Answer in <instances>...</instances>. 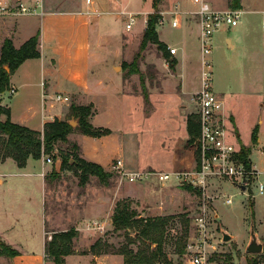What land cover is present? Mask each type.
Instances as JSON below:
<instances>
[{
	"label": "rangeland",
	"instance_id": "1",
	"mask_svg": "<svg viewBox=\"0 0 264 264\" xmlns=\"http://www.w3.org/2000/svg\"><path fill=\"white\" fill-rule=\"evenodd\" d=\"M153 1L127 0V7L141 11V14L135 16L136 23L131 30L126 29V25L130 23L128 14L120 17L107 15L102 25L103 46L100 59L104 61L105 58L112 62L116 56L121 57L116 73L129 79L124 81L125 93H131L134 99L131 122L126 117L122 119L117 109H112L113 103L116 102L113 93L121 87L122 76L116 74L109 76L107 91H103L100 97L94 98L99 110L96 122L108 126L114 133H111L113 135L111 139L104 143L85 144V147L91 154L98 152L99 159L110 156L115 159L108 168L104 169L111 175L108 185L101 183L94 176H90L83 185L80 173H75L69 168L62 170L59 155L67 153V144L58 143L51 155L42 156L46 162L51 159L52 166L56 163L60 166L48 177L47 242L51 241L55 233L74 229L78 232L77 238L79 237L73 241L76 255L89 253L91 246L99 239L109 244L113 251H117L126 243L125 232H116L110 218L112 219L118 202L129 201L138 218H173L166 228L163 244V252L172 264H188L191 258L198 254L204 258L205 264H264V194H258L257 186L243 191L232 182L219 178L211 180L205 189L188 184L179 185L175 180L160 183L155 177L142 183L128 181V175L133 173L190 172L194 170L198 161L197 146L188 142L187 133L188 119L196 110L193 92L198 87L201 89L202 82L203 57L197 28L192 27L193 33L189 36L186 57L180 68L177 67L178 55L177 57L172 55L168 45L164 55L155 44L148 45L139 62V69L145 77L143 85L138 75L132 77L125 68V65L133 61L139 50L143 37L144 12L154 8L153 4L149 6ZM205 1L212 3L218 11L233 9V0ZM165 3L168 5L167 9L172 12L174 0H165ZM182 3L185 6L179 8L182 13L183 29L171 26L172 15L169 16L168 23L161 26L158 21L157 26L160 38L178 48L183 35L191 28L188 24L185 25L186 21L190 23L199 21L198 16L194 14L189 13L185 16L186 11L198 9L199 4L195 0H182ZM160 17L165 18L162 15ZM261 20L260 15L243 13L241 23L237 27L230 31L224 27L214 34L212 53L207 57L212 66L213 79L214 74L216 76L218 73L216 66L222 68L224 77L220 75L223 80L221 87L229 82L235 64L241 65L246 81L245 88L248 87L249 91L247 92L249 102L248 109L243 105L238 108L235 116L245 139L249 137L251 126L256 120L254 117L262 115L264 118V111L260 112L259 108L260 97H256V95H264V50L260 46L262 37L264 38V30L261 27ZM227 34L233 38L238 37L235 36L237 34L243 36L240 48L237 45L234 50L227 47L224 41V36ZM218 37H221L220 42ZM121 44H123L122 51ZM169 57L177 60L175 70L169 66ZM142 86L147 90L149 103L144 100ZM66 104H68V112L64 120L75 122L74 128H77L78 121L72 116L71 105H80L73 100ZM91 119L92 117L90 122ZM94 127L106 129V127ZM226 127L231 134V140L235 143L237 140L235 131L230 129L229 125ZM76 133H80L79 129H75L71 134ZM70 135L68 140L74 143L69 139ZM120 141H123L125 147L122 155L132 164L131 167H126L123 161L118 159L120 156L117 146ZM174 145L178 148L173 150ZM172 150L180 160L185 162L187 160V163L190 160L192 164L174 170L175 165L169 161ZM81 157L83 158L82 155ZM253 161L261 171L264 170V159L254 155ZM261 181L264 183L263 177ZM227 199H232L233 203L226 205ZM200 219L205 222L203 230H199L196 226L197 220ZM252 226L255 228L258 241L263 245V253L254 257L246 254L251 240ZM97 227H101L102 230H98ZM224 233L231 236L230 241H223ZM129 234L133 238L136 236L134 231H129ZM0 242L3 243L1 240ZM142 247V242L138 241L131 245L130 249L137 252L138 248ZM181 247L185 249L182 255L179 253ZM87 255L91 256L90 253ZM82 256L69 258L67 264H87V260L88 264L124 263L120 255L102 254L99 256L103 257L99 259H86ZM0 264H12V258L0 255Z\"/></svg>",
	"mask_w": 264,
	"mask_h": 264
},
{
	"label": "crops",
	"instance_id": "2",
	"mask_svg": "<svg viewBox=\"0 0 264 264\" xmlns=\"http://www.w3.org/2000/svg\"><path fill=\"white\" fill-rule=\"evenodd\" d=\"M4 1H22L29 5L33 3V0ZM151 4L153 2H150L149 6ZM208 4L215 10L212 3L208 1ZM173 5L174 7L178 5L181 8L185 6L182 0H174ZM127 6V0H90L89 3L87 0H43L42 16L0 19V50L6 39H10L14 47L19 49L25 42L40 32L39 48L41 58L24 62L10 80V90L13 89L15 92L10 94L8 91L1 96L2 106L10 109V119L13 123L34 131L43 132L47 123L56 119H65L68 104L57 100L58 96H62L73 100L80 106L92 104L94 109L91 123L96 127L108 128V126L96 122L99 110L94 98L100 97L103 91H107V80L110 75L115 74L122 76V78L121 87L113 93L116 102L113 103L112 109H117L120 112L118 115H121L122 119L126 117L131 122L134 99L131 93H125L124 84V81L129 79L116 73L121 57L116 56L112 62L105 58L104 61L100 59L102 58L103 46L102 25L106 21L105 17L107 15L120 17L127 14L129 16L141 14L140 10H131ZM167 8L168 5L165 0H158L157 10L165 17L166 23H168V18L171 15ZM198 10L199 8L189 12L186 11L185 16L189 13L195 15ZM238 10H241L242 13L260 15L263 20L264 0H240ZM154 11L153 8L148 12H144L142 34H144L148 16ZM186 24L191 28L189 32L183 35L179 48L162 40L157 29L160 41L172 49H177L178 68H180L186 57L189 36L193 33L192 27L197 28L200 43L201 27L199 22L190 23L186 21ZM181 28L182 25L179 29ZM228 29L230 31L233 28ZM239 35H235L238 36L236 38L228 34L224 36V41L230 50H234L236 45L240 48L239 45H241L243 36ZM127 41L129 42V40ZM218 41H221V37H218ZM122 46L123 44H121V51ZM260 46L264 50L263 37ZM233 69L229 82L224 83L221 87L220 85L223 82L221 77H224V73L221 72L222 68L216 66V72L218 70V73H216V76L214 74V91L223 102V116L226 125H229L230 129L235 131L237 138L235 143L251 148L250 159L260 173V177L264 178V170L261 171L253 161L254 155L264 159V118L262 115L254 117L256 120L251 126V134L249 133V137L245 139L240 131L235 114L238 113V108L243 105L248 109L249 96L247 92L249 91L248 87L245 88L246 81L240 63L235 64ZM198 90H200L199 87L193 93L196 94ZM182 95L189 97V95ZM256 97H260L259 108L262 112L264 111V95H256ZM256 127L258 128V135L257 142L254 144L252 133ZM111 132L114 133L113 130ZM112 134L101 138H92L76 133L71 134L69 139L80 146L85 160L97 163L106 169L115 159L111 156L99 159L97 157L98 152L89 153L85 144L104 143L106 140L111 139ZM124 134L123 131V137ZM176 148L178 146L174 145L172 147L173 150ZM117 149L120 156L118 159H121L126 167H131L132 164L122 155L125 149L123 141L119 142ZM173 150L169 161L175 165L174 170L186 167L191 163L190 160H188V163L187 160L186 162L180 160L173 153ZM59 168L58 163L52 166L44 158L39 160L29 158L24 168H19L12 159L0 163V240L18 252V255L12 259V264H54L46 255V224L48 222L46 199L48 195V177L53 170ZM95 216L99 215L95 214ZM74 256L81 257L82 255L66 257V264L67 260ZM82 257L99 259L103 256L84 255Z\"/></svg>",
	"mask_w": 264,
	"mask_h": 264
},
{
	"label": "trees",
	"instance_id": "3",
	"mask_svg": "<svg viewBox=\"0 0 264 264\" xmlns=\"http://www.w3.org/2000/svg\"><path fill=\"white\" fill-rule=\"evenodd\" d=\"M239 1H232V8L239 9ZM155 13L148 16L146 28L133 61L125 65L129 75H138L141 84L144 83V74L139 69V62L142 60L144 51L149 44L157 45L158 49L165 55L167 45L160 41L157 32L159 15L158 0L153 1ZM40 32L25 42L19 49L14 47L10 39H6L0 50V163L7 159L14 160L19 168H24L29 158L39 160L43 155H51L58 143L68 146L67 153H61L59 158L62 161L61 168L71 169L75 173H80L81 183L85 185L90 176L97 177L101 183L108 185L110 174L104 168L94 162H89L81 157V148L76 143H70L68 136L79 129L81 134L92 138H101L110 135V129L95 128L90 118L93 116V105L76 106L71 105L72 116L78 121V127L74 128L68 120H54L44 126L43 132L31 130L27 127L15 124L10 119V109L2 106L1 96L10 90L11 77L20 66L30 59L41 58L40 52ZM171 56V55H170ZM169 66L175 70L177 60L169 57ZM143 95L146 103H149V95L144 86ZM188 142L195 144L198 139L200 128L198 118L195 114L189 117L187 123ZM258 128L252 133V142H257ZM251 150L249 147L241 145L240 157L249 167L251 164L249 157ZM56 158V156H54ZM172 217H158L154 219L138 218L133 211L129 201H120L114 209L112 221L116 232H125L126 243L117 251H113L109 244L101 239L96 241L89 253L94 256L102 254H114L123 257V264H172L163 252L165 232ZM134 231L135 238L129 234ZM78 232L74 229L62 233H55L51 241L46 243V255L54 264H66L65 258L76 255L73 249V241L77 238ZM142 242L143 247L137 252L130 249V246L137 242ZM156 246V248H152ZM185 249L180 248L179 253L184 254ZM89 253H83L87 255ZM0 255L11 257L18 255V252L0 242Z\"/></svg>",
	"mask_w": 264,
	"mask_h": 264
},
{
	"label": "built area",
	"instance_id": "4",
	"mask_svg": "<svg viewBox=\"0 0 264 264\" xmlns=\"http://www.w3.org/2000/svg\"><path fill=\"white\" fill-rule=\"evenodd\" d=\"M89 3L90 0H87ZM199 5V10L195 14L201 27L200 47L202 54V82L201 89L195 94V115L198 118L200 133L195 145L198 150V161L194 170L190 172L167 173H133L128 175L130 183H142L155 177L160 183L167 181H178L179 185L188 184L198 188H206L211 180L219 178L232 182L237 188L245 187L246 190L252 186H257L258 194H264V183L261 181L260 173L252 163L249 167L241 159V146L231 140V134L226 127L223 116V102L214 91L213 72L210 60L207 59L212 53L213 36L222 28L237 27L242 18V11L228 9L224 11L214 10L205 0H195ZM172 13V14H171ZM172 15L171 26L181 27V11L176 5ZM43 15V0H33L31 5L22 2H6L0 0V19H16L26 16ZM162 15V13H159ZM163 16V15H162ZM164 17V16H163ZM159 25L166 23L165 18L159 19ZM136 23L135 16L130 15V23L126 29L130 30ZM264 30V18L262 20ZM172 55H176L177 49L169 48ZM10 94L15 91L9 90ZM58 101L69 102L68 98L57 97ZM51 163V159L47 160ZM121 165V163L119 164ZM120 167V166H119ZM226 205L233 203L232 199L225 201ZM196 226L199 230L205 228L203 219L197 220ZM102 230L101 227H97ZM188 264H205L202 256L195 255Z\"/></svg>",
	"mask_w": 264,
	"mask_h": 264
},
{
	"label": "water",
	"instance_id": "5",
	"mask_svg": "<svg viewBox=\"0 0 264 264\" xmlns=\"http://www.w3.org/2000/svg\"><path fill=\"white\" fill-rule=\"evenodd\" d=\"M70 124L72 126H76L75 122H70ZM243 191L246 190L245 187L241 188ZM231 240V236H229L228 234L224 233L223 234V241L224 242H228ZM263 253V245L258 241L257 235L255 233V228L254 226H252L251 228V240L250 243L246 249V254L254 257L256 255H260Z\"/></svg>",
	"mask_w": 264,
	"mask_h": 264
}]
</instances>
